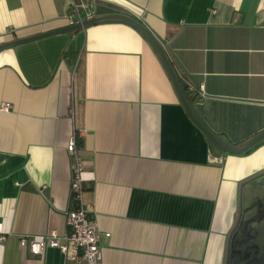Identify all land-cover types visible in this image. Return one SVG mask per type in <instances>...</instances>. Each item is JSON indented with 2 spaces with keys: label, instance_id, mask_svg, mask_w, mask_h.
Segmentation results:
<instances>
[{
  "label": "crops",
  "instance_id": "crops-1",
  "mask_svg": "<svg viewBox=\"0 0 264 264\" xmlns=\"http://www.w3.org/2000/svg\"><path fill=\"white\" fill-rule=\"evenodd\" d=\"M97 1L162 40L214 133L240 144L264 131V0ZM69 6L0 0V44L67 28ZM77 129L102 264L225 263L264 140L242 154L212 147L149 42L110 21L0 51V264H66L20 237L67 233Z\"/></svg>",
  "mask_w": 264,
  "mask_h": 264
},
{
  "label": "water",
  "instance_id": "water-1",
  "mask_svg": "<svg viewBox=\"0 0 264 264\" xmlns=\"http://www.w3.org/2000/svg\"><path fill=\"white\" fill-rule=\"evenodd\" d=\"M110 21L125 22L133 26L149 42L171 79L183 107L192 121L205 133L212 147L225 153L242 154L264 140V131H260V133L240 144H233L214 133L200 116L195 103L187 97L185 90L188 88V83L179 77L162 40L131 14L122 12L99 13L91 19H84L80 23L67 26V28L63 27L2 43L0 44V51L58 33H75L91 25ZM237 214L236 223L228 237L224 264H264V170L242 183Z\"/></svg>",
  "mask_w": 264,
  "mask_h": 264
},
{
  "label": "built area",
  "instance_id": "built-area-1",
  "mask_svg": "<svg viewBox=\"0 0 264 264\" xmlns=\"http://www.w3.org/2000/svg\"><path fill=\"white\" fill-rule=\"evenodd\" d=\"M99 6L97 0H70L65 17L69 25H74L99 14ZM10 108V103L3 105L4 110ZM70 112H73V109ZM80 135L81 131L77 129L67 147L72 160L71 199L75 204L66 214L67 233L63 236L55 231L49 234L22 235L20 243L35 255H42L47 246L57 247L65 255L66 264H102V233L97 219L93 216L91 203L86 199L85 160L77 144ZM105 235L110 237L111 234ZM5 237L0 222V242L4 241Z\"/></svg>",
  "mask_w": 264,
  "mask_h": 264
},
{
  "label": "trees",
  "instance_id": "trees-1",
  "mask_svg": "<svg viewBox=\"0 0 264 264\" xmlns=\"http://www.w3.org/2000/svg\"><path fill=\"white\" fill-rule=\"evenodd\" d=\"M115 10H116V9H114V8L111 7V6H107V5H100V6H99V11H102V12L104 11V12L107 13L108 11H109V12H112V11H115ZM187 96H188L189 99H191V100H195V98L190 97L188 93H187Z\"/></svg>",
  "mask_w": 264,
  "mask_h": 264
}]
</instances>
